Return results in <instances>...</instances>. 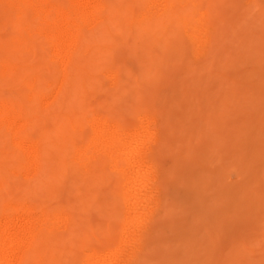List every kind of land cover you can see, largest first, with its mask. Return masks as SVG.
<instances>
[{"label": "bare ground", "instance_id": "1", "mask_svg": "<svg viewBox=\"0 0 264 264\" xmlns=\"http://www.w3.org/2000/svg\"><path fill=\"white\" fill-rule=\"evenodd\" d=\"M261 230L264 0H0V264H247Z\"/></svg>", "mask_w": 264, "mask_h": 264}, {"label": "rangeland", "instance_id": "2", "mask_svg": "<svg viewBox=\"0 0 264 264\" xmlns=\"http://www.w3.org/2000/svg\"><path fill=\"white\" fill-rule=\"evenodd\" d=\"M230 69V68H229ZM228 70L227 68L223 69V71ZM167 92V84L164 83L163 80H160L158 82V86L156 88V92L151 91L150 92V96L152 97H156V94H165ZM157 142V135L155 137V139L153 141H151V143H149V145L151 144V146L156 145ZM161 169H158L156 171L157 176H159ZM172 183V182H170ZM169 183V184H170ZM221 204H224L223 201H221ZM158 223L157 218H154V216H152V219L150 217V219L147 220V222H143L144 227L142 225V223L140 224L141 228L143 227L144 230H151L154 226H156ZM146 225V226H145ZM148 227V228H147ZM151 227V228H149ZM245 225L243 224H232V229L235 231L234 233L236 234L238 240L240 237H238L243 231ZM257 240L250 242V241H245L244 244L242 245V250L244 252V255L241 256L240 261H245L244 263L247 264H264V248H262V246H264V230L258 231L257 232ZM146 243V239H144L140 244H145Z\"/></svg>", "mask_w": 264, "mask_h": 264}]
</instances>
